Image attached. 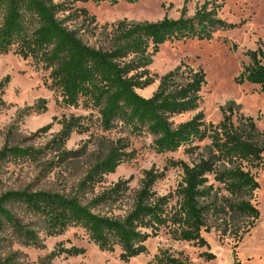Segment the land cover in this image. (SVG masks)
<instances>
[{
  "label": "trees",
  "instance_id": "trees-1",
  "mask_svg": "<svg viewBox=\"0 0 264 264\" xmlns=\"http://www.w3.org/2000/svg\"><path fill=\"white\" fill-rule=\"evenodd\" d=\"M89 2L118 5L136 4L139 0H0V55L13 53L41 65L49 71V88L60 94L61 105L97 111L104 131L121 125L134 135L147 133L160 154L176 152L183 146L199 149L194 144L209 141L203 148L207 152L192 164L183 160L169 162L170 167L183 172V180L173 192L159 196L154 187L165 173L150 170L124 215L102 214V209L120 208L133 193L131 179L102 186L106 176L135 158V151H128L129 145L119 139L88 170L72 194L34 191L30 187L2 193L0 233L11 231L23 247L44 248L34 223L24 222L15 213L16 208L22 207L42 221L46 237H59L71 228H82L100 251L113 253L119 247L121 261L128 263L146 255L147 242L163 230L175 241L205 248L209 245L203 233L210 232L211 217L224 219L222 235L229 231V220L246 218L254 224L260 211L251 200L260 185L252 170L264 164V134L259 132L255 119L230 106L223 111L220 123L207 122L204 114L197 112L207 84V74L201 67L194 69L181 64L158 79L159 85L150 98L138 92L156 83L149 67L161 46L168 42L210 39L216 31L231 28L220 17L218 8L207 1L192 18L183 15L177 20L164 18L138 23L122 20L99 27L86 9H74L77 3ZM78 23V27H72ZM82 30L97 40L106 39L109 46L84 42ZM248 56L250 64L236 83L256 85L264 94V51L260 48ZM9 80L6 77L0 82V111L8 107L4 90ZM37 108L42 109L39 113L46 112V101ZM195 112L186 122L175 124L172 120ZM262 119L264 124V116ZM55 123L61 129L48 143L41 147L26 145L48 133ZM91 126L90 116H63L60 120L55 117L23 144H5L0 149V173L18 160L42 162L44 171L52 172L77 154L66 149L72 135L86 134ZM214 184L219 185L216 192L224 191L229 196L218 202ZM99 187L101 190L97 192ZM85 253V248L72 246L59 248L55 255L78 257ZM202 257L206 261L216 258L210 252ZM12 259L10 256L2 264H18L11 263ZM155 260V264H185L164 255Z\"/></svg>",
  "mask_w": 264,
  "mask_h": 264
},
{
  "label": "rangeland",
  "instance_id": "rangeland-1",
  "mask_svg": "<svg viewBox=\"0 0 264 264\" xmlns=\"http://www.w3.org/2000/svg\"><path fill=\"white\" fill-rule=\"evenodd\" d=\"M212 2L218 8L220 17L231 27L216 31L210 39L168 42L161 46L153 57L149 67L157 81L145 90H139L143 97L150 98L159 85V78L175 70L181 64L197 69L201 67L207 74V84L201 92L202 103L197 112H202L209 123L218 124L223 118V111L232 106L241 114L255 119L258 130L264 134V94L256 85L236 83L238 76L250 64L248 53L262 49L264 51V0H139L136 4L77 3L75 10L86 9L96 18L100 26H111L122 20L131 22H158L164 18L177 20L183 15L192 18L205 3ZM80 23L72 25L78 27ZM80 36L90 45L108 47L106 39L97 40L90 33L82 30ZM9 77L4 90V100L8 107L0 111V149L5 145H20L39 129L63 116H90L91 129L88 133L73 134L66 145L68 151L77 152L68 162L45 172L42 162L18 160L10 163L0 173L3 185L0 195L8 190H19L30 187L34 191L46 190L72 194L88 170L100 161L117 143L124 139L129 145L128 151H135V158L122 164L114 174L105 177L102 186L109 187L119 180L131 179L132 195L120 208L102 209V214L124 215L132 206L133 194L141 187L147 171L165 173L154 190L164 196L176 190L183 180L180 168H172L169 162L183 160L188 164L195 163L207 151L209 144L205 141L199 149L189 150L181 147L176 152L157 153L153 138L147 133L134 135L128 129L118 126L111 131H104L100 126L97 111H87L82 107L64 108L60 94L49 88V71L32 60L10 53L0 55V82ZM46 101V112L39 113ZM195 113L174 117L175 124L186 122ZM61 129L54 124L52 129L35 141L26 143L37 147L44 146ZM48 158L52 159L49 155ZM264 162V160H263ZM260 188L255 192L251 202L260 211V218L254 224L250 219L235 218L228 221L229 231L225 230L222 218L211 217L210 232L203 233L209 247L199 248L192 243L173 240L163 230L157 238L147 242L148 253L133 258L130 262L121 261V249L115 252H102L91 243L82 228H71L59 237H46L42 221L18 207L15 213L24 221H32L43 239L44 248H26L17 243L11 231L0 233V264L13 256L11 263L18 264H155L156 257L169 256L178 258L185 264H264V164L252 170ZM219 187L214 184V195L218 202L221 197L229 196L224 191L216 192ZM101 188L97 189V192ZM250 228V230H248ZM232 231V234H231ZM72 246L86 249L84 255L67 257L55 255L61 247ZM210 252L215 260L206 261L202 254Z\"/></svg>",
  "mask_w": 264,
  "mask_h": 264
}]
</instances>
